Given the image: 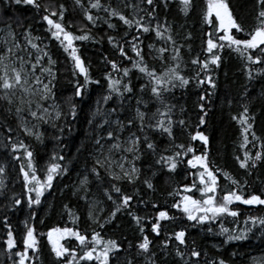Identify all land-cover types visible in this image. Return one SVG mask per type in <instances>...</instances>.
I'll list each match as a JSON object with an SVG mask.
<instances>
[{"label":"trees","instance_id":"trees-1","mask_svg":"<svg viewBox=\"0 0 264 264\" xmlns=\"http://www.w3.org/2000/svg\"><path fill=\"white\" fill-rule=\"evenodd\" d=\"M81 2L83 8L77 6L75 0H37L40 5L37 9L24 3L17 5L14 0H0V28L10 26L15 40L22 47L35 50L25 38V33H30L29 38L39 48L43 46L42 51L47 52L54 61L49 65V57H44L42 63L55 74L51 102L53 106H59L58 109L52 107V120L38 124V132L41 133L38 140L23 132L13 109L9 113L7 101L0 100V167L4 168L5 177L4 188L0 191V264H16L18 261L15 253L24 248L25 222L34 227L39 249L37 253L29 250L30 258L25 264H65L64 258L57 259L52 252L47 236L51 229L65 227L79 231L89 241L93 232L99 233L105 241L116 240L120 248L110 255L109 264H129V261L131 264H218L221 259L225 264H264V227L260 224L253 225L250 221L246 223L249 216L264 217V205L234 202L230 208L239 213L237 217L225 214L212 223L203 225L189 221L180 209L173 208L172 205L186 194L193 195L196 199L201 198L196 189L185 193L184 187L191 186L193 174L203 169L199 166L193 169L187 164L192 153L182 156L174 171H169L166 165L156 163L161 155H173L178 151L175 145L182 144L185 148L190 145L195 150V155L207 151L209 167L214 171L221 170L216 172L219 196H223L224 190L236 188V185L224 177L223 173L227 172L239 182L245 198L256 194L264 199V159L256 161L254 166L249 162L247 168H241L236 159L240 157L242 160L245 150L253 158L257 152L264 154V62L249 65L246 59L225 47L223 50H213V54L221 57L218 66L210 64L208 70L202 71L199 64L192 63L193 60H211L212 54L206 51V42L207 34L215 33V27L203 20L206 0H193L187 14L181 10V0H154L151 6L146 0H100L105 7L111 5L129 19L133 18L130 5L139 4L147 12L155 10L151 27L154 29L159 23L170 29L165 35L171 34L175 47L179 48V61L171 59L175 54L171 42L157 38L155 31L144 33L140 30L138 33L135 26L128 28L118 17H108L103 9L90 8V0ZM227 2L234 18L244 28V32L236 33L233 30V33L237 38L244 39L246 33L255 27V17L260 11V5L257 0ZM61 4L66 9L63 18L66 30L76 36L87 34L90 37L73 41L77 55L87 69V85L84 76L75 68L70 50H64L61 41L52 36L50 26L42 19L46 14L45 6L59 12ZM85 9L93 17H99V21L95 24L89 22L84 15ZM140 15L145 13L141 12ZM52 18L59 20L58 15ZM147 22L148 17L145 16V23ZM108 23L115 27L109 28ZM125 33L128 35L125 36ZM137 34L140 37L138 46L150 69L154 68L159 74L179 63L180 74L190 81L183 87L178 82V86H170V91L163 94V104L153 96L149 78L132 65L131 61L139 58L127 42ZM109 37L114 38L113 42H109ZM117 44L125 47L128 58L121 56ZM150 44L155 49H168L163 60L158 58L159 54L155 50L149 49ZM252 54L255 56L259 53L253 51ZM110 61L116 62L119 71L112 68ZM249 67L252 70L251 78L248 74ZM125 68L129 69L127 76L123 73ZM109 77L121 80L122 84H129L132 92H125L121 96L110 91ZM206 77H211V84ZM200 80L205 82L201 84ZM78 84L84 86L80 96L75 95ZM0 95H3L2 91ZM105 96L110 98L105 100ZM138 100L141 103L137 104ZM165 105L171 107L172 137L159 129L147 127L160 119L159 116L155 119L152 117L158 109L166 111ZM72 106L75 107V114L71 111ZM138 107L148 117L143 132L136 119ZM244 107L249 110L247 115L251 119L248 122L253 125L252 131L259 139L253 140L249 133V143L241 148L243 134L238 118ZM57 110L61 112L59 118L55 116ZM201 117L204 118V124H200ZM105 120L108 123H104ZM129 120L133 121L131 125L128 124ZM116 121H120L124 127L118 128ZM179 121H184V124L181 125ZM9 128L12 129L11 132L8 131ZM108 131H113L120 140L129 137L130 133H136L141 138L140 151L137 153L139 159L135 160L139 173L132 182L126 179L113 180L94 158L98 138L106 141L109 146L115 142L107 137ZM197 131L208 137L207 146L199 139H191ZM144 135L155 145V153L147 149L143 142ZM20 141L33 153L32 163L41 182L45 180L47 169L52 163L61 166L38 205L28 204V196L32 195L34 199L35 194L26 192L20 171L21 165L26 168L28 157L24 155L23 149H12V143ZM85 178L86 183L82 184L81 181ZM146 180L152 184L151 188L145 183ZM195 182L199 185L198 177ZM113 184L121 188V193L113 190ZM109 195L112 196L111 200L108 199ZM122 195L132 197L130 205L122 207L113 216ZM17 198L21 200L19 205L14 203ZM92 204L95 208L91 207ZM162 210L167 211L170 218L160 221L161 227L157 235L152 231V225L156 223V216ZM133 215L141 218L139 224L133 219ZM221 226L236 230V234L245 228L251 230L246 233V238L225 243L227 236L221 234ZM9 228L16 241L12 250L6 244ZM141 228L144 229L143 233ZM209 228L212 229L211 232L208 231ZM181 230L186 233L183 245L174 237V233ZM144 236L150 241L147 252L138 248ZM60 243L69 249H75L78 257L86 250L75 237H65ZM88 246L91 247V244ZM177 249L183 253V257L177 255ZM193 249L200 252L199 257H191ZM80 264L98 262L80 261Z\"/></svg>","mask_w":264,"mask_h":264},{"label":"snow or ice","instance_id":"snow-or-ice-1","mask_svg":"<svg viewBox=\"0 0 264 264\" xmlns=\"http://www.w3.org/2000/svg\"><path fill=\"white\" fill-rule=\"evenodd\" d=\"M14 3L19 5L24 3L26 5H33L37 9L40 8L37 0H14ZM77 6L83 8V4L81 0H75ZM148 5H153L154 0H146ZM193 0H181V4L183 5L182 11L187 14L192 6ZM257 3L260 5V11L257 13L255 20V27L246 33V38L240 39L234 35L233 30L236 33L244 32L243 26L234 18L233 12L230 10L229 3L227 0H206V10L203 13V20L206 24L212 25L215 27V33L209 32L207 39V48L206 51L211 55V60L199 61L193 60V64H199L201 66L202 71H206L209 69V65H217L221 57L219 55L213 54V50L221 49L223 50L225 47H228L235 51L242 59H246L249 65L252 64H260L264 62V0H257ZM89 7L92 9H103L108 17H118L120 21H123L124 25H127L128 28L136 27L138 33L140 30L144 33H148L150 31H155V35L157 38L165 40V42H171L173 45L172 51L175 53L171 59L173 61H179V48L175 47V41L173 40L171 34L165 35V33H169L170 29L165 25H161L159 23L156 24L155 28L151 27V20L155 18L154 11L147 12L143 9L139 4L130 5L133 9V18L129 19L125 15H123L116 8H112L111 5L105 7L101 4L100 0H90ZM45 15L42 17L44 21L50 26L49 31H51L52 36L61 41V45L64 47V50L68 52L70 50V56L75 62V68L79 70V73L84 76L85 85L89 82V76L87 73V69L83 66V62L81 58L77 55V49L73 46L74 40H86L90 37L85 35L76 36L73 35L72 32L67 31L64 24L63 18L66 9L61 4L59 7V12L55 9H49L47 6L44 8ZM141 12H144L145 15H140ZM59 16V20H54L52 17ZM85 18L95 24L99 21V17H93V15L88 11V9L84 10ZM145 16L148 17V22L145 23ZM214 17V20H213ZM107 22V21H106ZM218 24V26H217ZM109 28L115 27L114 24L108 23ZM54 29V30H53ZM222 33V34H220ZM219 34L215 39L214 36ZM128 33H125L127 36ZM30 37V33H25V38L28 40V44L31 48L36 49L38 52L40 51L38 45L33 42ZM62 37V39H61ZM109 42H113V37H109ZM140 37L139 34L132 37L131 41L127 43L131 44L132 51L136 54L139 59L132 60V65L134 68H137L141 73L145 74L151 83V92L153 96L156 97L157 100L160 101L161 104L164 103L163 94L165 92L170 91L171 87H176L177 82L179 86L183 87L187 85L190 81L180 74L179 71V63H176L174 66L169 67L164 72L157 74L154 68H149V66L145 63L144 57L141 54V49L138 46V41ZM14 48L20 49L21 45L18 42H15V37L13 34ZM120 49L121 56L127 57L125 52V47L123 45H116ZM150 50H155L159 56L158 58L163 60L164 54L168 51L167 48L161 47L159 49H155L154 45L148 46ZM13 47H9L6 49L4 53H0V91L3 92V95H0V100H6L8 105L11 106L13 104V96L16 94V90H19L21 95L17 97L19 103L16 106L15 112L18 118L22 120L19 127L23 130L26 135H35L39 140L41 138V133L36 131L33 132L34 128H38V124H34L31 128L28 127V121L22 117V113L25 111V105H27V111L29 115L36 120L47 123L48 120L46 117L50 116V107H55L58 109V105L44 107L43 102L47 101L52 93L51 83L52 80L55 79V74L52 72L50 67L43 66V58L48 56L47 52H43L42 55H38L36 57L35 62H31V60H25L23 56L18 55L16 51H14ZM253 51L258 52V55L253 56ZM29 57H31V53H29ZM130 59V58H129ZM49 65L53 64L54 61L51 58H48ZM111 66L114 70L119 71L118 66L115 61H110ZM19 64V67H17ZM30 68H26L25 65H29ZM39 66L40 75H36V69ZM124 76H127L129 73V69H123ZM47 74L50 77L48 83H43V77ZM249 77L251 78L252 70L249 67L248 71ZM197 77H199V73H197ZM207 82L209 84L212 83L211 77H206ZM31 81V82H30ZM205 81L200 80V83L203 84ZM42 85V87H41ZM109 89L112 92H116L119 95H123V93H131L132 88L129 84H122L121 80H113L111 77L108 79ZM121 86L122 91H121ZM214 86V85H213ZM84 86L77 85L75 95L80 96L81 90ZM144 89V85L141 86V90ZM38 97V99H37ZM110 97L105 96L104 99L108 100ZM204 97L202 96L201 99ZM141 103V101H137V104ZM35 104L36 110H33L32 105ZM166 111L157 110V113L153 115V119L156 116H159L160 119L157 120L155 124H148L147 127L159 129L162 133H167L169 137H172V124L173 121L171 119V107L165 105ZM201 109L203 110V105H201ZM9 113H11L12 109L9 107L7 109ZM71 111L75 114V107H71ZM248 108L244 107L243 112L240 114L238 118V122L241 124V131L243 134V143L240 145L241 148H244L246 144L249 143L248 134L251 133L252 139H259L255 132L252 131L253 125L248 121L251 119L247 113ZM61 112L57 110L55 112L56 118H59ZM136 119L140 122V131L143 132L146 126L145 122L148 119L145 112L140 111L139 107L136 109ZM233 119H237V117H233ZM204 118H200V124H204ZM91 123V121H90ZM104 123H108L105 120ZM118 128H123L124 125L120 121L115 122ZM133 123L132 120L128 121V124L131 125ZM181 125L184 124V121H179ZM102 127V126H101ZM9 132L12 129H8ZM107 137L109 139L114 140L108 149L107 154L104 157V160H97V164L101 166L106 165V171L112 177L113 180H128L132 182L139 173V169L135 166L134 161L139 159L137 153L140 151L141 138L136 133H130L129 137L126 141H120L119 137L114 134L113 131L107 132ZM11 139V137H9ZM192 140L199 139L203 141L205 146L208 143V137L205 136L202 132L197 131L195 135L191 136ZM143 142L146 144L147 149L152 150L155 153V145L149 141V137L144 135ZM96 143L100 145L101 149H103L104 145L100 143V139L98 138ZM178 151H175L173 155H161L159 159L156 161L157 164L166 165L169 171H174L178 164L181 162L182 156H187L188 153H192V158L187 160V164L196 169L197 166L203 169L202 171H198L194 173V181L191 186H185L184 192L191 193L193 189H196L200 193L199 199L193 197V195H183L181 200L173 204V208L180 209L187 217L189 221H194L197 224L203 225L205 223H212L217 220V218L222 217L227 214L232 217H237L239 213L230 208L234 202H241L245 205H264V199L261 196L252 194L245 198L243 194L242 188L239 186V182L232 178L227 172H224L223 175L226 179L230 180L233 185H236V188L232 190H224L223 196H219L218 194V178L216 172H220V169H211L207 162V151H205L201 155H195V150L189 145L185 148L184 145H175ZM12 149L14 151L23 149L24 155L28 157L27 166L25 168L24 165H21L20 171L23 175L24 188L27 193H34L35 198L33 199L32 195L28 196V204L31 206L32 204H40L41 197L44 195V192L47 188H50L52 185V181L54 178V174L60 170V165L57 163H52L48 169L45 180L41 182V180L37 177L36 169L32 163L33 153L28 150L27 146L23 141L19 143H12ZM168 149H165L167 151ZM117 152L132 154V160H129L127 155H121L120 158L114 159V154ZM19 159L20 157H16ZM60 159H63L62 157ZM239 160L241 168H247L249 166V162L255 165L256 161L264 159V154L261 152H257L255 157L253 158L247 150L244 152V158L241 160L240 157H236ZM126 164L129 167H126ZM114 168H118L119 171H114ZM4 169L0 167V173H2ZM95 171V169H93ZM199 179V185L196 184L195 178ZM81 183H86L85 180L81 181ZM149 188L152 187V184L149 181H145ZM2 184V181H0ZM113 190L116 193H121V188L117 187L115 184L112 185ZM173 193H169L172 195ZM108 199L111 200L112 196L109 195ZM132 197L129 195H122V200L119 204H117L116 209L113 211L112 215L114 216L117 211H119L122 207L127 208L130 205V201ZM14 203L16 205L21 204L20 199H15ZM115 203V201H114ZM153 207H156L153 205ZM34 215V214H33ZM71 215V212L69 213ZM91 215V213H90ZM169 215L167 211H159L156 216V223L152 225V231L159 235L160 231V221L169 219ZM133 219L136 220L137 224L140 223V217L133 215ZM250 221L253 225L260 224L264 227V217H255L249 216L246 219V223ZM5 224L7 225V218H5ZM102 227V225H101ZM26 234L23 237V251H18L15 253V256L18 257V261L16 264H25V261L28 260L29 250L32 253L38 252V240L35 233V229L32 226H29L27 222H25ZM251 229L245 228L243 231H240L239 234H236V230H230L221 226L220 232L227 236L228 241L232 240H242L246 238V233ZM141 233L144 232V229H140ZM209 232L212 231L211 228L208 229ZM232 234H229V233ZM55 234V235H54ZM48 241L52 246V252L55 254L57 259L64 258L65 264H80V261H97L98 264H109V257L114 251H118L120 248L119 243L116 240H103L99 233L93 232L91 236V241L88 238L81 234L79 231L74 230L73 228L65 227L61 228H53L48 233ZM185 231L181 230L174 233L175 240L179 242V244H185ZM65 237H75V239L79 242V245L86 249L83 252V255H77V251L75 249H69L60 243L62 239ZM89 243L91 247H89ZM7 248L12 250L16 246V241L13 237V232L9 228L7 234ZM150 241L147 236L143 237L142 242L138 244V248L144 252L149 250ZM99 246V248L97 247ZM165 246H167V241H165ZM177 255L183 257V253L177 249ZM191 257H199L200 252L193 249L190 253ZM131 264V261H129ZM215 264V262H214ZM218 264H225L224 260H219Z\"/></svg>","mask_w":264,"mask_h":264},{"label":"rangeland","instance_id":"rangeland-1","mask_svg":"<svg viewBox=\"0 0 264 264\" xmlns=\"http://www.w3.org/2000/svg\"><path fill=\"white\" fill-rule=\"evenodd\" d=\"M15 42H17V41L15 40ZM9 47H13L14 48V41H13V31H12V28L7 25V26H3V27L0 28V53H4L6 51V49L9 48ZM39 49H40V51L38 52L36 49L35 50H31V49H29L27 47H22L21 46L20 49H15L14 48V51H16V53L18 55L23 56L25 60H29L30 59L31 62L34 63L35 60H36V57L38 55H42V53H43V51H42L43 50V46H41ZM29 53H31V57H29ZM48 57H49V55L46 58H48ZM17 67H19V64H17ZM25 67L26 68H30V64L29 65H25ZM40 74L41 73H40L39 66H38L37 69H36V75H40ZM49 79H50V77H48L47 74H45L44 77H43V83H48L49 82ZM50 86L52 87V83H51ZM41 87H42V85H41ZM20 95H21L20 91L19 90H16V94H15V96H13V101L14 102H13V104L11 106H9V107H11V109H13V112L15 114H16V112H15L16 106L19 103L17 97H19ZM37 99H38V97H37ZM51 99H52V93H51L50 98L47 101H44L43 102V106L44 107L53 106V103L51 102ZM24 107H25V111L21 115H22V117L24 119H26L28 121V127L31 128L34 124H39L41 121L36 120V119H33L29 115V113L27 111V105H25ZM32 108H33V110H36L35 104L32 105ZM52 118H53V116H52V107H50V116L49 117H46V119L49 121V120H52ZM18 119H19V121L21 123L22 120L20 118H18ZM36 131H38V128H34L33 129V132H36ZM33 136L36 138L35 135H33ZM127 138L121 139L120 141H126ZM100 143L102 145H104V147H103V149H101L100 145H97L98 147L94 151V158L96 160L103 161L105 155L107 154V149H108L109 145H107V142L104 141V140H100ZM121 155H127L128 159L129 160H132V154H127V153H122V152L115 153L113 158L118 160ZM134 163H135V161H134ZM135 166H136V164H135ZM103 167L106 169V165H104ZM126 167H129V165L126 164ZM113 170L114 171H117V172L119 171L118 168H114ZM0 181H2V184H0V191H1L4 188V183H5L4 171L2 173H0ZM91 207L92 208H95V205L92 204ZM92 212L93 211H91L90 213H92Z\"/></svg>","mask_w":264,"mask_h":264}]
</instances>
